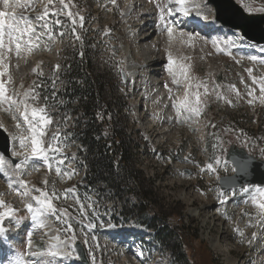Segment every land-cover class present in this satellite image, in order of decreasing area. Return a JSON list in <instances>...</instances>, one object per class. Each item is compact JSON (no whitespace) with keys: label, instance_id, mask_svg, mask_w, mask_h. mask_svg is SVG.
<instances>
[{"label":"rangeland","instance_id":"rangeland-1","mask_svg":"<svg viewBox=\"0 0 264 264\" xmlns=\"http://www.w3.org/2000/svg\"><path fill=\"white\" fill-rule=\"evenodd\" d=\"M173 1L133 0L128 15L124 12L125 0H53L52 3L29 0L28 6L31 9L33 5H39L42 9L44 5L56 12L55 16L47 18L49 29L54 33L51 47L57 51L56 57L50 56V69L64 73L63 62L79 55L78 48L86 36L94 39V65L99 71L121 79V73H126L130 61L140 67L134 77L127 74L126 81L122 82L127 93L125 102L132 106L130 111L123 107L122 114H126L128 132L134 134L138 129L144 134L143 147L135 155L134 163L145 179L154 181L158 203L164 205L165 213H170L167 208L172 209L175 216L169 221L175 224L182 219L185 224L192 223L199 240L210 246L220 264H264V215L256 207L259 198L253 199L257 196V188L226 193L219 190V179L234 173L225 161L230 146L244 148L264 161V93L260 91L264 83V57L249 52L247 46L238 43L236 35L225 37L213 33L205 36L188 31L182 28L183 21L178 22L180 16L168 21L163 6ZM235 2L249 15L264 13V0ZM200 4L203 5L202 0ZM40 12L38 16L44 13L43 10ZM69 12L72 17L68 16ZM139 14L144 16L140 18ZM205 16L212 20L208 11ZM80 17H83L82 26ZM30 18L33 23L34 19ZM73 18L77 21L75 25ZM56 20L60 25L55 23ZM145 20L150 21L151 29L155 31L150 33L147 41L142 40L147 34L144 27H134ZM173 21L178 25L173 27L176 28L173 33L180 37L169 41L166 29L174 24ZM40 23L38 21L36 25ZM8 48L5 36L4 57L12 65L15 60ZM260 49L264 52V47ZM150 60L158 63L151 64ZM149 73H159L164 78L161 95L151 99L143 95V82ZM52 79L57 86L62 85L66 77L54 76ZM39 84L41 80H38ZM34 86L35 83L31 90ZM185 87L188 88L186 94H181ZM6 95H10L9 88ZM185 100L199 108V116L184 111L181 104ZM49 104L48 110L53 111L55 108H51V102ZM29 105L38 106V103L29 100ZM3 108L5 116L11 117L12 111L6 110L7 105ZM65 110L64 119H55L58 123L55 132L64 130L65 139L61 142L52 140L53 133L47 126L46 135L41 138L45 152L36 156L31 155V147L21 149L19 143H15L14 154L23 160L20 168L12 169L16 181L0 177V200L5 205L0 207V213L14 209L13 215L0 220V227L5 230V235L0 236V264H32L27 250L39 256L37 264H61L50 258L52 248L47 245L44 230L38 222L41 206L31 197L20 194L25 190L21 180L26 182L33 196L39 195L37 189L50 194L49 199L58 211L44 217L53 224L60 241L68 243L71 255L76 254L74 243L78 241L85 249L89 264H173L166 252L151 244L149 233L134 236L111 231L113 227L107 226V218L116 211L110 202L98 208L105 201L102 199L99 203L95 193L73 199L77 196L74 190L63 199L66 190L74 189L80 177L79 171L73 168L78 148L72 133L79 111H75V103ZM222 130L224 135L221 136ZM200 136L204 144H201ZM58 144L62 145L58 152L67 157L66 166L61 165L58 152L52 150ZM53 191L61 199L53 197ZM80 201L85 205V212L96 219V229L89 228L76 210ZM28 203L33 204L31 213L26 208ZM64 209L71 215L72 232L67 231L69 222H66L67 226L61 223L60 210ZM139 243L144 245V251L138 248ZM29 244L33 246L30 249Z\"/></svg>","mask_w":264,"mask_h":264},{"label":"trees","instance_id":"trees-1","mask_svg":"<svg viewBox=\"0 0 264 264\" xmlns=\"http://www.w3.org/2000/svg\"><path fill=\"white\" fill-rule=\"evenodd\" d=\"M68 73L71 81L64 98L77 100L82 111L81 119L75 121V137L82 148L78 157L84 188L110 202L121 223L132 222L153 233V244L167 251L175 264H217L192 223L184 224L182 219L170 223L169 218L175 216L172 209L165 213L154 181L136 168L137 142L127 136L124 118H117L112 110L119 100L117 83L109 75L94 74L89 62L77 58Z\"/></svg>","mask_w":264,"mask_h":264},{"label":"snow or ice","instance_id":"snow-or-ice-1","mask_svg":"<svg viewBox=\"0 0 264 264\" xmlns=\"http://www.w3.org/2000/svg\"><path fill=\"white\" fill-rule=\"evenodd\" d=\"M52 2H53V0H49V3H52ZM62 2H63V0H62ZM113 2H115V0H113ZM176 3L183 6L186 3V0H176ZM3 5H4L5 9H8L9 8V0H3ZM13 6L17 7V8L25 7V5L20 3L19 0H15ZM196 7L198 9V14H200V12H199V9H200L199 0L196 3ZM208 7H209L208 4H204L203 10L207 11ZM179 10L183 11L185 15L189 14L188 11L186 9H184L183 7H181ZM50 15L55 16L56 12L54 10H50L48 8H45L43 15L38 16L36 18L38 21H41L42 23H40L38 26H34L32 23V19L30 17L16 16L10 12L6 13L3 11H0V65H2V63H3L2 58L4 57L5 36H7L9 45H12V44L15 45V52L17 55H19L20 52L22 51V49H24L25 45H29V47H27L28 52H31L33 47H39V41L44 36H47V38L49 40L54 39V33L49 29V25L47 23V18ZM6 16L8 17L7 21L5 20ZM68 16L72 17V13L69 12ZM207 18H208L207 16H204V19H207ZM80 21H81V26H82L83 17H80ZM55 23L57 25H60L59 20H56ZM72 23H73V25H75L77 23V21L73 18ZM40 29H44V31L41 32ZM73 32H75V27L73 28ZM167 33L169 36H171L173 33V28L167 27ZM26 34H28L27 40L24 39ZM59 35H63V33H59ZM77 39H79V37H77ZM33 41H35L36 43L33 44ZM7 51L11 52L12 48L9 47L7 49ZM169 59L171 60V56H169ZM56 67L58 69L59 65H57ZM5 71H6V69H5ZM184 74L186 75V71ZM3 75H4V72H0V76H3ZM10 80H11V77H9V81ZM175 82H176V80L174 77V83ZM33 91L34 90L25 91L23 93V97H24L23 99H16V98H14L13 95H6L5 86H4L3 82H0V107L7 105L6 110H15L16 112L20 113L23 120L28 124V132L30 133V136H25V137H22L19 139L20 148L25 149V147H26L25 140L30 139L31 155L36 156L38 154H43L45 152V149L42 147V139L41 138H43L46 135L45 128L48 125H51L53 123V120H52L51 116L48 115V106L47 105L31 107V113H30L31 119L29 118V108H30L29 100H32V101L38 100V95H33L32 94ZM260 91H261V93H264V83H262ZM19 95H20L19 93H15V96H19ZM249 95H251V93H249ZM196 101H197V104H199V102H200L199 95H197ZM181 107L184 109V111H186L188 113H195L197 116L200 115L199 108L189 105L187 100L182 102ZM178 111H179V109H178ZM16 127H17V129H19L20 124L18 123L16 125ZM14 139H16V137H14ZM51 139L58 142L59 141L58 132H54ZM52 150L58 152L60 149H59V147H56L55 149H52ZM26 159H27V157H26ZM61 162H63V161H61ZM16 167L20 168L21 165L17 164ZM208 167L211 168L212 166L209 165ZM49 168H51V165H49ZM69 175H71V174H69ZM20 184L25 189L20 194L25 196V197H31L35 201L36 204L41 206V208H40V216L41 217H44L46 214H55L58 211L56 208L53 207L52 201H51V199H49L50 194L48 192L41 191V190L37 189V191L39 192V195L33 196L32 192L27 189L25 181L21 180ZM45 184H47V182H45ZM9 187H11V185H9ZM70 192H74V189L66 190L63 199H67L68 194ZM256 194H257V196L253 197L254 200H256L257 197L259 198V202L256 204V207H258L261 210V214L264 215V189L257 188ZM51 195L53 197H55L56 199H61V197L57 193H55V191H53L51 193ZM73 199H78V197L74 195ZM4 206H5L4 202L2 200H0V207H4ZM26 208H27V211L31 213L33 211V204L28 203L26 205ZM76 210L80 213L81 217H84L85 205L82 201H80L79 207ZM13 213H14V209L9 208L7 212L0 213V220H3V218L5 216L13 215ZM60 215L66 217L67 220L71 219V217L68 216L66 209L60 210ZM34 219H35V217H34ZM57 219H60V217H57ZM40 226L41 227L44 226L43 220H41ZM91 226L92 225L89 224V227H91ZM67 231H69V232L73 231L70 223L68 224ZM236 231H239V229H236ZM4 235H5V230L3 227H0V236H4ZM240 235L243 236V233L240 232ZM52 238L58 242L60 241L59 236H54ZM74 238L75 237H73V239ZM29 247H31V244H29ZM53 247H56V245H54ZM50 254L55 256L56 252H51Z\"/></svg>","mask_w":264,"mask_h":264},{"label":"water","instance_id":"water-1","mask_svg":"<svg viewBox=\"0 0 264 264\" xmlns=\"http://www.w3.org/2000/svg\"><path fill=\"white\" fill-rule=\"evenodd\" d=\"M223 8H218V21L224 26L239 30L245 38L257 44H264V16H247L231 0H222ZM0 147H6V139L0 133ZM227 160L236 168V174L231 178L221 180L222 190H228L242 185H264L263 163H256L247 157L244 151L231 148ZM243 165V166H242ZM82 257V251L78 247Z\"/></svg>","mask_w":264,"mask_h":264},{"label":"bare ground","instance_id":"bare-ground-1","mask_svg":"<svg viewBox=\"0 0 264 264\" xmlns=\"http://www.w3.org/2000/svg\"><path fill=\"white\" fill-rule=\"evenodd\" d=\"M125 2H126V6L124 8V11L128 15L130 13V7L133 4L132 3L133 0H126ZM197 2H198V0H186V3L183 6H181L180 4L176 3V0H174V2H170V4L168 5V8L170 9L172 7V12H171V17L169 19L171 20V18H173V16L174 17L180 16L181 18H183L185 20V22L182 24V27L184 29L188 30V31L189 30H194L195 31V29H193V28H191L190 26L187 25V19L189 18L190 15L194 14L195 16H199L201 19H204V16H205L206 12L208 11V13H210L211 17H213V7H212V5L210 3H205V2L203 3V5L204 4H208L209 5L207 11H204L203 10V5L200 4V9H199L200 14H198V9L196 7V3ZM167 3H169V2H167ZM199 3H200V1H199ZM181 7H183L184 9H186L189 14L188 15H185L183 11H180L179 9ZM208 24H214L213 30L210 31V33H208V34H211V33H214V32H218V25L217 24H215L212 20H210L208 22ZM149 30L150 29L148 28L145 31L147 34L145 35L146 37L143 39V41H147L151 37V35H152L150 33H154L155 32V31H153V32H150L149 33ZM174 33H172L171 36H169L168 33H166V39L171 40V41L178 40V38L180 37V35L178 34L179 37H177V36H175ZM230 33L231 32H228L227 30H224V32L223 33H220V34L223 35V36H227ZM181 37H183V35H181ZM248 46H251V45H248ZM251 49H253V48L251 47ZM243 50H244V48H243ZM152 62H153V60H150V63H152ZM153 63H158V62L156 60H154ZM157 65H159V64H157ZM127 70L132 75H135L137 73V70H139V66L137 64H135V63H132L130 61L128 63ZM150 80H151L150 92L156 93V92L161 91V86H160L159 80L152 79V77L150 78ZM0 127L3 128L4 130H5V127H6V124L1 119H0ZM0 174H1V177H3V176H7L9 178H12L13 177V173L10 171L9 163L3 161V159H1V158H0ZM41 220H43V224H44V226H43L44 238L47 240V243H48L47 245H50L52 247V249H53V252H56V255L55 256L51 255V257L52 258L59 259L61 262L65 263V264H81L78 259L73 258L69 254V252H68V246H67L68 244L67 243H61L60 241L58 242V241H56L55 239L52 238V237L56 236L55 230L53 229L52 224L49 221L47 222L44 219V217H41L40 218V221ZM131 230H134V229H131ZM140 233H142V232L140 231ZM54 245H56V247H53ZM216 247H217V245H216ZM30 252H31V250H30ZM32 252H31V254L29 253V258L31 259L32 264H33L37 260V255H36L35 252H34L35 254H32ZM226 254H228L227 251H226Z\"/></svg>","mask_w":264,"mask_h":264}]
</instances>
